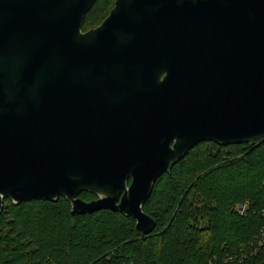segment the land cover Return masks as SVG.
Wrapping results in <instances>:
<instances>
[{"label": "water", "instance_id": "95a60500", "mask_svg": "<svg viewBox=\"0 0 264 264\" xmlns=\"http://www.w3.org/2000/svg\"><path fill=\"white\" fill-rule=\"evenodd\" d=\"M0 0V213L133 217L198 144L264 139V0ZM83 192L97 196L80 198Z\"/></svg>", "mask_w": 264, "mask_h": 264}, {"label": "trees", "instance_id": "16d2710c", "mask_svg": "<svg viewBox=\"0 0 264 264\" xmlns=\"http://www.w3.org/2000/svg\"><path fill=\"white\" fill-rule=\"evenodd\" d=\"M115 3L97 0L83 31L97 28L86 30L96 12L111 13ZM246 202L250 208L241 215L237 207ZM72 210L63 196L19 204L6 199L0 264H264V139L194 147L159 178L144 204L155 221L148 234L119 211Z\"/></svg>", "mask_w": 264, "mask_h": 264}, {"label": "rangeland", "instance_id": "374dc122", "mask_svg": "<svg viewBox=\"0 0 264 264\" xmlns=\"http://www.w3.org/2000/svg\"><path fill=\"white\" fill-rule=\"evenodd\" d=\"M106 11L107 10H105L103 13H100V14H99V12H96V14L94 15L93 21L89 23V26L86 28V30L90 27H93V26H96L99 24L101 25L107 19V17L110 15V12L106 14ZM102 15H104L103 16L104 18L103 17L101 18ZM84 32H86V31H84Z\"/></svg>", "mask_w": 264, "mask_h": 264}, {"label": "built area", "instance_id": "2783aa9c", "mask_svg": "<svg viewBox=\"0 0 264 264\" xmlns=\"http://www.w3.org/2000/svg\"><path fill=\"white\" fill-rule=\"evenodd\" d=\"M250 208V202H246L244 204H241L237 207V210L241 215H246L248 213V209ZM264 214V211H263ZM264 244V228L261 231L260 239H259V245L261 246Z\"/></svg>", "mask_w": 264, "mask_h": 264}]
</instances>
